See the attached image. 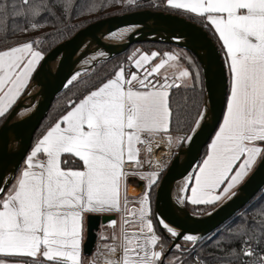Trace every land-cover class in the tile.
I'll return each instance as SVG.
<instances>
[{
    "label": "snow or ice",
    "instance_id": "1",
    "mask_svg": "<svg viewBox=\"0 0 264 264\" xmlns=\"http://www.w3.org/2000/svg\"><path fill=\"white\" fill-rule=\"evenodd\" d=\"M112 2L139 6V0ZM166 4L205 19L226 50L231 87L225 114L198 174L187 178L186 183L194 186L182 189L190 191L187 202L192 205H215L234 196L232 190L256 167L264 166V0H166ZM53 6L68 15L77 5L76 0H0V25L7 23L4 13L11 7L13 31L39 30L59 20ZM104 6L107 0L101 9ZM119 31L109 35L115 37ZM39 43L34 38L0 50V118L11 111L44 60ZM136 55V70L120 67L114 78L70 103V110L35 144L18 175L0 174V264H84L88 215L120 216L119 221L106 222L112 235H101L106 243L97 245L89 264H185L157 233L151 190L162 173L141 172L146 164L149 168L155 164L141 159V153L150 155L159 146L157 136L166 138L170 147L191 143L207 109L200 110L188 134L173 137L170 96L173 89L195 88L200 74L190 70L193 62L182 55L155 51ZM182 60H187V67L178 63ZM64 154L78 157L82 168H63ZM131 176L147 181L135 201L127 194ZM252 216L232 230V239L240 246L222 249L226 264H264V205ZM156 224L171 238L193 245L195 256L199 236L181 235L160 216ZM129 227L136 230L129 232ZM173 248L185 252L179 243Z\"/></svg>",
    "mask_w": 264,
    "mask_h": 264
},
{
    "label": "water",
    "instance_id": "2",
    "mask_svg": "<svg viewBox=\"0 0 264 264\" xmlns=\"http://www.w3.org/2000/svg\"><path fill=\"white\" fill-rule=\"evenodd\" d=\"M138 25L142 26L145 31L144 34L136 36H121L119 34L125 28ZM117 30L120 31L115 37L119 39L123 48L111 57L127 51L134 44L167 43L189 51L202 66L205 79V99L202 109H207L205 119L190 143L191 154L186 156L179 150L167 168L156 192L154 216L155 219L157 216L163 217L169 226L180 232L181 235L187 233L199 236L201 238L199 243L205 239L213 238L263 192L264 166L256 167L248 179L235 191L234 196L227 198L213 211L199 216V223L188 221L171 211L167 202L168 194L177 177L189 173H191V176L195 174L206 146L211 142L223 120L229 89L226 65L214 40L202 26L176 14L141 10L101 18L82 28L73 37L51 50L36 71L24 96L13 107L0 127V174H18L31 151L34 135L47 117L54 100L74 82L72 81L73 66L77 50L85 44L92 45L93 48L104 47L107 45L106 39L113 37L109 33ZM160 36H164L167 40H160ZM96 65L88 67L80 74L82 75ZM44 67L48 71L51 80L38 78V74ZM205 68L210 72L209 78L206 75ZM69 81L72 82L69 83ZM36 87H44L47 90L40 94L33 103H29L31 94ZM25 111H28V113L21 116ZM29 126H32V128H29ZM10 135L18 141L13 160H11V154L7 146ZM138 189L141 190L139 194H142L145 183L140 182ZM188 214L190 213L188 212ZM110 219H115V216H88L87 236L83 246L85 256H91L94 252L97 232ZM157 225L164 233L159 224ZM166 236L172 242L168 249L173 250V244L182 241L179 238H171L170 235Z\"/></svg>",
    "mask_w": 264,
    "mask_h": 264
},
{
    "label": "trees",
    "instance_id": "3",
    "mask_svg": "<svg viewBox=\"0 0 264 264\" xmlns=\"http://www.w3.org/2000/svg\"><path fill=\"white\" fill-rule=\"evenodd\" d=\"M16 2L18 3V0H16ZM104 4L105 0H76L77 6L70 9L68 15H65L59 7L53 6V11L55 12L56 16L59 17V20H56L48 26L42 27L39 30L29 29L26 34L22 31H19V29L15 31L12 30L14 21L11 19L12 9L11 7H9L4 13V16L7 17V23L0 25V50L15 46L19 43L27 42L35 38L40 41V43L36 46L42 48L44 54L47 55L60 43L64 42L67 39H70L79 30L86 27L92 22L117 14L139 11V9H122L121 3H113L112 0H107V6H104L101 9V6ZM151 11H162L165 13L176 14L202 26L216 43L225 62L224 50L220 45L213 29L208 26V24L205 22V19L191 14L183 13L179 10H174L170 7L159 6L158 8L151 9ZM16 23L21 22L17 21ZM134 46L144 47V50L148 53H150L152 50H164L158 48H165L168 50L175 48L174 45L167 43L148 42L134 44L127 51L111 57L91 68L89 71L83 73L64 92L56 97L47 117L43 120L41 126L34 135L32 147L48 129H50L65 113H67V111L70 109L71 102H78L85 95H87L88 92H90L91 90H95L108 79L112 78L115 72L120 67H124L130 55L129 50ZM178 49L188 54L200 68V78L199 81H197V85L195 88L181 87L179 89H173L171 91L170 105L173 109V123L170 129V133L171 135L183 136L190 132L193 127L194 121L196 120L200 110L203 107L205 99V79L202 66L199 63L198 59L189 51L183 48ZM190 70L193 71V69ZM61 100H63V102L59 105V102ZM10 112L4 118H1L0 127L5 122ZM209 144L206 146L203 152L201 161L207 153ZM71 162L72 161L69 158L64 157L63 167H72L75 169L82 167V164L79 162ZM261 205H264V190L260 195H258V197L250 206H248L238 216H236L228 224H226L216 236L199 243L194 250L195 255L201 258L205 262V264H226L228 258L226 257L222 249H227L228 247L239 249L240 246V242L238 240L232 239V230H234L238 224L243 223L245 219L251 221L253 219L252 212ZM214 207L215 206L213 205H200L191 207L189 204H187L188 210L196 215H204L212 211ZM154 223L157 227L158 233L164 237V243L166 245V248L168 249L172 244L170 238L160 230V228L156 224L155 217ZM183 244H185V242H183ZM173 253L174 255H176L178 252H175V250L173 249ZM183 255H185L188 260L191 261L190 264L194 263L193 251L184 252Z\"/></svg>",
    "mask_w": 264,
    "mask_h": 264
},
{
    "label": "bare ground",
    "instance_id": "4",
    "mask_svg": "<svg viewBox=\"0 0 264 264\" xmlns=\"http://www.w3.org/2000/svg\"><path fill=\"white\" fill-rule=\"evenodd\" d=\"M127 30V31H125ZM145 31L143 30L142 26H134L132 28H125L119 32V34L122 35H142ZM160 40H167L164 36L159 37ZM101 40V39H100ZM107 45L104 47H95L93 48L92 45L85 44L82 45L76 52L74 56V66H73V76L77 73H81L84 70H86L88 67L94 66L101 61L113 56L114 54L118 53L122 50L123 46L121 45L119 39L117 37H108L106 39ZM205 72L207 77H210V72L207 68H205ZM39 79H46L51 80L50 75L46 68L44 67L40 73L38 74ZM47 88L44 87H36L32 94L31 98L29 99V103H33L36 98L42 94ZM28 113V111H25L21 114V116H25ZM29 128H32V126H29ZM18 144L17 139L10 135L7 140V146L9 148L10 154H11V160L14 159L15 153H16V146ZM181 153L183 155H190L191 150V144H184L181 147ZM191 176V173L185 174L182 176L177 177L175 180V183L171 189V191L168 194L167 202L169 204V207L173 213L176 215L191 221L195 223H199V216H191L188 214V212L185 209V197H186V191L182 192V189H185L188 187L189 183H186L187 178ZM141 190L134 188L133 186H130L129 193L131 195H137L140 193Z\"/></svg>",
    "mask_w": 264,
    "mask_h": 264
},
{
    "label": "crops",
    "instance_id": "5",
    "mask_svg": "<svg viewBox=\"0 0 264 264\" xmlns=\"http://www.w3.org/2000/svg\"><path fill=\"white\" fill-rule=\"evenodd\" d=\"M184 12V11H183ZM186 14H190V13H187V12H185ZM191 15H194V14H191ZM195 16V15H194ZM198 17V16H197ZM205 22L208 24V26H210L212 29H213V27L210 25V23H208L206 20H205ZM213 31H214V29H213ZM215 33V32H214ZM216 34V33H215ZM216 36H217V38H218V34H216ZM218 40H219V38H218ZM219 43H220V45L222 46V42L219 40ZM223 48V47H222ZM4 50V49H3ZM223 50H224V55H225V62H226V66H227V58H226V50L223 48ZM142 53H143V51H142ZM42 63V62H41ZM41 65V64H40ZM39 65V66H40ZM39 68V67H38ZM38 70V69H37ZM141 71H143V70H141ZM227 71H228V78H229V91H230V87H231V77H230V73H229V70H228V67H227ZM36 73V72H35ZM35 73L33 74V76H32V78H31V81H32V79H33V77H34V75H35ZM112 78H114V76L112 77ZM112 78H110V79H112ZM31 81H30V83H31ZM30 83H29V85H30ZM29 85H28V87H29ZM100 86H102V85H100ZM99 86V87H100ZM28 87H27V89H28ZM26 89V90H27ZM26 90H24L23 91V93H22V95H21V97L25 94V92H26ZM228 94H229V92H228ZM21 97H19L18 98V100H17V102L21 99ZM17 102H16V104H17ZM15 104V105H16ZM14 105V106H15ZM70 110V109H69ZM226 110V109H225ZM66 114V113H65ZM64 114V115H65ZM225 114V113H224ZM63 117V116H62ZM61 117V118H62ZM61 118L58 120V121H60L61 120ZM0 120H1V118H0ZM57 121V122H58ZM222 123V122H221ZM221 125V124H220ZM54 126V125H53ZM62 126H64V125H62ZM220 127V126H219ZM219 129V128H218ZM49 130V129H48ZM47 130V131H48ZM46 131V132H47ZM218 131V130H217ZM46 132H45V134H46ZM44 134V135H45ZM215 136V135H214ZM214 136H213V138H212V140L214 139ZM43 137V136H42ZM41 137V138H42ZM40 138V139H41ZM211 140V141H212ZM38 142V141H37ZM36 142V143H37ZM156 142L159 144V146L158 147H153V151H152V153L150 154V155H148L147 153H145V152H143L142 151V153H141V159H150V160H152L153 162H155V164H154V167H156V168H160L161 166H163L165 163H169L173 158H174V153H175V151H174V149H173V146L172 147H170L169 145H168V143H167V141H166V138H162V137H160V136H157L156 137ZM35 143V144H36ZM35 144H34V146H35ZM211 144V143H210ZM34 146L31 148V151H32V149L34 148ZM210 146V145H209ZM31 151L29 152V154L31 153ZM208 152H209V147H208V150H207V153H206V155L208 154ZM28 154V155H29ZM27 155V156H28ZM206 155H205V157L203 158V160L206 158ZM64 157H67V158H69L72 162L71 163H81L82 164V162L79 160V158L78 157H75V156H73V155H70V154H64V155H62V157H61V160H62V167H63V158ZM26 160V159H25ZM202 160V161H203ZM202 161H201V163H200V165L202 164ZM199 165V166H200ZM25 166V161L23 162V164H22V167L20 168V170L23 168ZM126 167L127 168H129V169H133V168H135V165H133V164H128V165H126ZM153 167V168H154ZM63 168H65V167H63ZM82 168V167H81ZM81 168H78V169H75V168H65V169H70V170H79V169H81ZM152 168H149V166L146 164L142 169H140V171L141 172H147L148 170H151ZM197 170H198V168H197ZM196 170V172H195V174L193 175V176H195V175H197L198 174V171ZM254 171V170H253ZM252 171V172H253ZM251 172V173H252ZM19 173V172H18ZM251 173L246 177V179L243 181V183L248 179V177L251 175ZM18 175V174H17ZM140 182H144L145 183V186L147 185V181L146 180H143V179H141L139 176H131V177H129L128 178V180H127V186H128V191H127V194H128V198L130 199V200H138L139 198H140V196L142 195V194H137V195H131L130 193H129V188H130V186H133L134 188H136V189H138L139 188V183ZM243 183H241V184H239L236 188H234L232 191H236ZM194 186V182H192V183H189V187H188V189H190L191 187H193ZM221 187H223V186H221ZM227 198H224V199H222L221 201H219V202H217L215 205H213V206H215L214 207V209H216L218 206H220L225 200H226ZM188 200H190V191H186V197H185V208L187 209V211L190 213V214H192V215H194V216H198V215H196V214H193V213H191L189 210H188V208H187V204H189L191 207H195V206H197V205H192L190 202H187ZM134 206H137V205H134ZM200 206V205H199ZM213 209V210H214ZM212 210V211H213ZM211 212V211H210ZM88 216H90V215H88ZM100 216H103V215H100ZM111 216H115V219H117L118 221L120 220V216L119 215H111ZM88 218V217H87ZM155 225V224H154ZM155 227H156V225H155ZM85 229H86V231H85V240H86V236H87V219H86V222H85ZM129 232H132V231H135L136 229H134V228H131V227H129L128 229H127ZM156 230H157V227H156ZM112 232H113V229L111 228V227H108V226H106V225H102L101 227H100V230L97 232V242H96V246H95V249H96V247H97V245H99V244H103V243H106V241H103V240H101V239H99L100 237H101V235L102 234H106V235H108V236H111L112 235ZM157 233H158V230H157ZM159 234V233H158ZM85 240H84V243H85ZM111 241H107V243H110ZM83 246H84V244H83ZM94 249V250H95ZM82 255H83V259H84V264H89V259H90V257L91 256H85L83 253H82Z\"/></svg>",
    "mask_w": 264,
    "mask_h": 264
},
{
    "label": "rangeland",
    "instance_id": "6",
    "mask_svg": "<svg viewBox=\"0 0 264 264\" xmlns=\"http://www.w3.org/2000/svg\"><path fill=\"white\" fill-rule=\"evenodd\" d=\"M159 6H162V7H169L167 4H166V0H156L155 2H151V1H147V2H145V3H143V4H140L139 6H126L125 4H121V7H122V9H129V10H135V9H139V11H141V10H146V9H149V10H151V9H154V8H158ZM180 11V10H179ZM134 12V11H133ZM183 12V11H182ZM130 13V12H129ZM183 13H185V12H183ZM125 14V13H124ZM117 15H120V14H117ZM114 16V15H113ZM110 17V16H109ZM106 18V17H105ZM178 48H180V47H177V46H175V48H173V49H170V50H168V49H165V48H158V49H164V50H162V51H159V50H152L151 52H158V53H161V54H163V53H166V52H171V53H174V54H177V55H182V56H185V57H188V58H190L191 59V61L193 62V67L191 68V69H193V71L195 72V71H199V73H200V68L196 65V63L193 61V59L188 55V54H186V53H184L183 51H181V50H179ZM146 49H148V48H146ZM143 51V53H148V52H146L145 50H144V47H141V46H134V47H132L130 50H129V52H130V55H129V57L132 55V54H134L135 52H138V51ZM150 52V53H151ZM143 53H141V54H143ZM150 53H148V54H150ZM46 56V55H45ZM178 63H180L181 64V66L182 67H187L188 66V62H187V60H182V61H179ZM169 75H171V72L169 73ZM79 78V77H78ZM77 78V79H78ZM189 83H190V81H189ZM63 102V100H61L60 102H59V105L61 104ZM203 108V107H202ZM173 137H179V136H181V135H172ZM211 143V142H210ZM210 145V144H209ZM182 147V145L180 146V147H175V146H173V149H174V151H175V153H174V155H176L178 152H179V150H180V148ZM172 161V160H171ZM171 161L169 162V163H165L163 166H161L160 168H156V167H154V168H152L151 170H148V171H152V170H160L161 171V175L159 176V183H158V185L157 186H155L152 190H151V210H152V212H151V215H152V219H153V222H154V209H155V201H156V192H157V189H158V187H159V184H160V182H161V180H162V178H163V176H164V174H165V172H166V170H167V168L169 167V165H170V163H171ZM19 172V171H18ZM209 213V212H208ZM207 214V213H206ZM205 215V214H204ZM198 216H203V215H198ZM155 224V223H154ZM211 239V238H210ZM206 240V239H205ZM204 241V240H203ZM202 241V242H203ZM183 242L184 241H181L179 244H181V245H183L184 246V248H185V252H187V251H193V245H191V244H187V245H185V244H183ZM201 243V242H200ZM199 244V243H198ZM198 244H196L195 246H194V250H195V248L197 247V245ZM184 254V253H183ZM182 253H177L175 256H182V259L185 261V264H190L191 263V261L190 260H188V258L185 256V255H183Z\"/></svg>",
    "mask_w": 264,
    "mask_h": 264
},
{
    "label": "built area",
    "instance_id": "7",
    "mask_svg": "<svg viewBox=\"0 0 264 264\" xmlns=\"http://www.w3.org/2000/svg\"><path fill=\"white\" fill-rule=\"evenodd\" d=\"M147 1L155 2L156 0H139V5H140V4H143V3L147 2ZM137 53L141 54L142 51L140 50V51H138V52H135L134 54H137ZM134 54H132V55L128 58V60H127V62H126V64H125V66H124V68H125L126 70H128V71H134V70H136V69L134 68V64H135V59L138 58V55H136V56L134 57ZM140 74H142V71H141V70H140ZM195 261H199L200 264H205V262H204L201 258H199L198 256H196V255L193 257V262H194L193 264H195Z\"/></svg>",
    "mask_w": 264,
    "mask_h": 264
}]
</instances>
